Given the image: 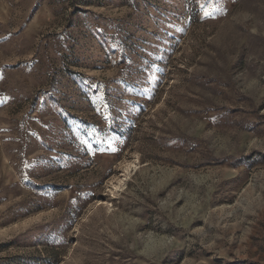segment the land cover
Returning <instances> with one entry per match:
<instances>
[{"label": "rangeland", "instance_id": "1", "mask_svg": "<svg viewBox=\"0 0 264 264\" xmlns=\"http://www.w3.org/2000/svg\"><path fill=\"white\" fill-rule=\"evenodd\" d=\"M0 264H264V0H0Z\"/></svg>", "mask_w": 264, "mask_h": 264}]
</instances>
